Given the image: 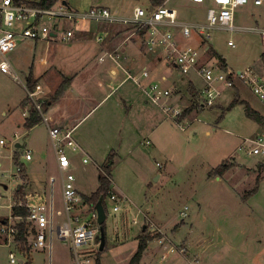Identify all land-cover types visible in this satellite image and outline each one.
<instances>
[{"label": "rangeland", "instance_id": "1", "mask_svg": "<svg viewBox=\"0 0 264 264\" xmlns=\"http://www.w3.org/2000/svg\"><path fill=\"white\" fill-rule=\"evenodd\" d=\"M68 3L73 10L84 11L91 6H100L118 14L131 13L136 6H150V0H68ZM171 6L178 10L181 22H206L205 5L174 2ZM247 8L248 11H236V26H263L264 5ZM85 37L93 43L92 37L87 35H83L81 40ZM199 39L196 33L190 38L179 37L186 47L195 46ZM142 40L136 38L130 41V45L142 50L147 59L132 74L139 79L140 86L131 81L114 92L89 114L82 127L91 130L96 120L101 119L103 126L100 134L104 132L107 141H115V144L103 145H113L115 149L109 154L113 161V185L119 192L113 190L119 195L120 200L116 202L119 210L114 211L113 204L107 203L106 243L104 249L100 250L99 240L97 262L94 264H130L144 228L150 241L142 264H195V260L201 264L200 254L204 256L202 264H264V170L260 168L264 159L248 155L251 144L248 147L245 143L264 132V126L247 116L246 107L264 115V103L250 88L239 82L244 103H241L243 100L237 95L235 86L224 90L214 107H201V93L207 85L203 77L194 71L179 76L176 69L167 66L164 61L155 71L150 62L152 55L143 49ZM229 41H233L236 47H231ZM57 42L55 39L24 40L8 55L21 79L25 81L31 74L36 85L40 84L46 90L43 97L49 101H55L63 83H69V79L67 81L65 78L60 85L55 86V65L73 53L77 55L81 50L78 46ZM207 47L225 61L227 71L238 72L248 67L259 71V67L264 64V42L256 32L211 31V37L201 45L200 51L204 63L213 67L217 74L220 69L215 66L221 64L220 60L212 50L204 52ZM62 56L65 59H61ZM43 58L47 61V69L42 70L43 74L36 78L31 72L36 68L35 65L42 66ZM145 67L150 74L148 78L142 76ZM162 75L168 78L163 86L173 92L167 104L175 105L177 101L181 108L179 123L174 120L173 113L166 114L159 104L147 96L146 89ZM110 80H102L104 88H98L96 81L89 84L88 92L94 97L87 102L86 112L96 107L93 101L95 97L96 101H100L105 92H110ZM192 89L197 97L192 96ZM219 89H223V85ZM134 93L138 99L129 97ZM26 98L22 84L0 72V140L12 139L15 132L20 135V145L30 149L34 155L33 161L20 160L27 166L30 178H35V186L30 184L27 190L30 193L45 191L49 194L50 185L43 184V179L59 176L56 157L45 122L41 121L33 130L31 138H28L29 131L22 122V103ZM234 101H237V105L228 110ZM29 106L27 104L26 107ZM49 107L46 103L43 106L47 119L50 116ZM17 152L23 155V149ZM69 155L72 157L71 171L77 179L76 186L83 195H92L99 187L102 170H99L98 165L102 166L104 158H83L86 156L71 150ZM84 159L89 162L83 163ZM2 162L6 170L4 172L0 168V197L3 205L0 218H5L12 214L7 206L11 197H23L25 192H16L20 184L14 175L17 173L16 168L10 171L7 168L10 167L9 161ZM223 164H226V169L223 170V182L220 183L215 177ZM22 177L25 179L26 175ZM256 186V193L250 195ZM60 193L58 181V209L62 208ZM182 211L187 213L186 218L181 217ZM12 220L18 222L15 218ZM63 220L64 217L57 218L58 222ZM32 230L29 236L35 235L36 231L34 228ZM90 244L93 245L94 241ZM11 250L18 261L15 264H70L72 261L68 247L56 234L52 249L29 247L27 254H22L17 242L9 246L8 239L0 236V264H11Z\"/></svg>", "mask_w": 264, "mask_h": 264}, {"label": "built area", "instance_id": "2", "mask_svg": "<svg viewBox=\"0 0 264 264\" xmlns=\"http://www.w3.org/2000/svg\"><path fill=\"white\" fill-rule=\"evenodd\" d=\"M29 2L32 1L0 0V72L22 84L27 98L40 114L41 121L48 125L59 176L51 177L49 196L41 193H27L19 200L11 197L7 206L11 212L15 206H24L29 210L30 214L27 217L30 228L28 231L29 247L52 249L54 234H56L71 253L70 264H94L97 262L95 259L98 254L100 225L95 207L91 206L79 193L76 186L77 179L71 171L72 157L69 155V150L72 152L79 150V145L73 138V130L49 126L43 111L44 88L38 84L34 89H30L27 77L25 81L21 79L8 55L18 48L19 42L24 40L51 41L55 39L56 42L70 44L79 37L87 35L92 37V41L100 50L98 62L104 64L108 61H117L120 48L130 41L140 38L143 39V47L146 51L167 65L173 66L179 76L194 71L203 77L207 85L201 93V107H214L224 90L234 88L239 82L250 88L252 93L264 103V72L256 71L251 67L238 72L227 71L219 65L217 68L220 71L215 74L213 67L202 62L200 48L181 47L173 32V28L180 27L184 37L190 38L193 33H196L206 41L211 37V31L214 29L242 30L243 32L258 33L264 42V26L239 27L235 24L237 10L247 6L262 7L264 0H163L158 7L136 6L128 14H118L107 7L100 6H91L84 11L73 10L69 5L63 3L53 8L43 9L29 6ZM174 2L205 5L206 22L180 23L178 10L171 6ZM228 44L233 48L236 47L233 41H229ZM142 76L148 78L150 74L144 70ZM131 81L140 86L139 79L131 73H127L119 85L111 86V93L116 92L124 83ZM164 81H166V77L149 85L146 89L147 96L159 104L166 114L173 113L174 120L179 123L182 111L174 104H167V100L172 98L173 92L163 86ZM220 85H223L221 90L219 89ZM99 86L102 87L103 83H99ZM19 139L20 135L15 132L12 139L0 140V168L5 172V165L2 161H9L10 167L7 168L10 171H13L14 167L16 168L17 173L14 175L19 180V185L24 186L27 181L20 173L19 164H23L20 160L30 162L33 161L34 156L30 149L18 147ZM245 143L248 147L251 144L248 155L264 159V133L258 134L254 140H247ZM22 149L23 155L21 154L17 159L16 153ZM88 162V159H84V163ZM2 176L4 175L2 174ZM56 181H59L61 186V209H57L55 201ZM1 200L0 197V209L3 207ZM119 200V195L111 190L106 198V205L112 203L113 210L118 211L119 206L116 202ZM58 217H64L63 222H58ZM181 217L186 218L187 213L182 211ZM13 218L11 214L7 218V223L0 224V236L8 239L9 246L16 242V237L19 234L17 224L22 220L16 217L15 219L18 220L16 223L13 222ZM33 228L36 231L35 235L29 236L32 234ZM47 240L48 244H46ZM91 241H94L93 245L90 244ZM9 262L11 264L18 262L12 250L9 253ZM198 263L199 261L195 260V264Z\"/></svg>", "mask_w": 264, "mask_h": 264}, {"label": "crops", "instance_id": "3", "mask_svg": "<svg viewBox=\"0 0 264 264\" xmlns=\"http://www.w3.org/2000/svg\"><path fill=\"white\" fill-rule=\"evenodd\" d=\"M38 2H40V1H38ZM250 7H252V6H250ZM248 9L249 8L245 7L243 9L241 8L240 10L248 11ZM178 17H179V12H178ZM235 18H236V16H235ZM179 22L184 23V22H181L180 20H179ZM259 26H261V25H259ZM173 32L175 34V38L177 39L179 45L181 47H186L179 40L180 35L183 36L182 29L180 27H176V28H173ZM81 38L82 37H79L78 39H76L72 43L68 44V45H75L76 47L78 46L81 49L80 51H78V54L75 55V53H73V55L68 56L67 59H65L62 56L61 59H65V60H61L58 62L59 63L58 65H55V86L60 85L61 82L65 78L67 80L69 79V85H68L66 91L59 97L55 96V101L44 100V97H43V100L45 103H48L47 105L50 106L48 109V110H50V116L48 118L49 126L50 127H57V128H61V129L73 130V138H74L76 144L79 145L78 152L83 154L84 156H86L83 158H87L88 156L89 157L90 156H95V157L101 156L104 158L102 163H101L103 165L106 162V160L108 159V157L110 155L109 153L112 152L113 150H115V149H113V145H110V146L109 145L104 146V145L115 144L114 143L115 141H107L104 138L105 137L104 132H102V135L100 134L101 133L100 130L103 126V120L101 121V119L96 120L94 128L91 130L82 129V127L85 123V120L89 116V114L93 110H95L98 106L103 104V102L107 101L108 98H110L112 96L113 93H111V86L113 84L115 86L119 85V83H121L124 80L127 73L133 74V72L138 70L139 64L142 63L143 61L147 60V59L143 56V54L141 52L142 50L139 51V49H137V47L131 46L130 45L131 43L129 42V43H126L125 45H123L120 48V50L118 51L119 57H118L117 61H115V62L108 61L104 64H101L98 62V56H99V52H100L99 48L94 44V42L92 43L91 41H88L89 39H87L86 37H85L86 39H82V40H81ZM184 38H186V37H184ZM85 41H87L89 43L84 44ZM205 43H206V41L199 39V43L194 44L195 45L194 47L200 48L201 45H204ZM81 45L85 46V47L83 48V47H81ZM61 48L63 49L62 46H61ZM61 48H59V49H61ZM209 50H210V48L207 47L204 52H208ZM201 56H202V62L204 63L202 52H201ZM150 62H152V64L154 65L153 66L154 70L157 71V70H159L160 62H163V61L157 59L156 57H154L152 55ZM41 63H42V66L39 64L35 65L36 68H34L31 72V73H33V75L36 78H39L43 74L42 70L45 71L47 69L46 68L47 67L46 59L43 58ZM167 66H169V65H167ZM217 66H219V65H216L215 67H217ZM146 68L147 67H145V70H147ZM259 71L264 72V64L261 67H259ZM155 75H156V72L153 74V76H155ZM163 77H166V81L163 82V83H166L168 81V78L165 75H162L160 79H157V81L161 80ZM27 78H28V76H27ZM105 78H107L108 81L110 79H112V80H110V82H108V88L110 89V92H105V93L103 92L105 94V96H103V99H101L100 101H96L97 97H95L94 99H96V100H93V101L96 102V107H94L92 110H89L88 112H86L87 102L91 101V99L94 97L91 93L88 92L89 84L96 81L98 88H104L105 83L102 80ZM99 83H103V86L100 87ZM128 83H130V82L124 83L121 87H119V89L117 91L122 89ZM236 86H237L236 87V91H237L236 93H237V95L240 96L241 100H243V101H241V103L242 102L244 103L245 100L242 98L241 90H240L242 88V86H239V84ZM45 92H46V90H45ZM126 95H128V94L126 93ZM182 96H184V95H182ZM129 97L130 98L134 97V99H138L135 93ZM176 100H177V98H176ZM45 103L43 105H45ZM174 106L181 110L180 106L177 104V101L175 102ZM130 108H132V106ZM30 109H31L30 106H29V108L28 107L23 108L24 119L22 122L25 123L26 119L29 117ZM147 109H149V108H147ZM36 126L30 130L27 129L29 131L28 138H31L32 132L36 128ZM47 128H48V125H47ZM29 141H30L29 143L33 144V141H31V140H29ZM29 143H27V144H29ZM52 149H53V147H52ZM55 157H56V155H55ZM33 160H34V158H33ZM83 163H84V160H83ZM56 166H57V160H56ZM98 168H99V170L100 169L102 170V166L98 165ZM57 170H58V166H57ZM25 175H26L25 179L27 181V184L23 186V191L25 192V194H27V193H30L27 190V188H28V186H30V184L34 185L35 178L34 177H33V179L30 178L29 173L27 172V166L26 165H25ZM221 176L220 175L216 176L215 180L222 183L223 179ZM51 177H53V176H49V178L43 179L44 180L43 184H49L50 190H51V184H50ZM54 177L57 178V176H54ZM160 177L161 176H159V178ZM242 179H244V178H242ZM111 180H112L111 190H116L118 192V188L114 187V185H113L112 175H111ZM57 183H58V181H56V185H55V201L57 198V195H56ZM77 189L83 197H89V196L83 195L80 192V189L78 188V186H77ZM233 189L236 190V188H233ZM35 193L45 194L46 196H49V194H50V192H49V194H47L45 191H41V192L36 191L32 194H35ZM60 196H61V193H60ZM243 201H245V200L243 199ZM56 206H57V201H56ZM235 206L237 209H239V206L237 203L235 204ZM246 209H248V208H246ZM7 218H8V216L5 217L4 219H7ZM145 257L146 256H144V259H145ZM200 257H201V264H202L203 263V257H204L203 254H200ZM141 264H142V262H141Z\"/></svg>", "mask_w": 264, "mask_h": 264}, {"label": "trees", "instance_id": "4", "mask_svg": "<svg viewBox=\"0 0 264 264\" xmlns=\"http://www.w3.org/2000/svg\"><path fill=\"white\" fill-rule=\"evenodd\" d=\"M64 2L68 3V0H40V2H29L28 5L32 7H37V8H43V9H49L53 8L59 4H62ZM163 0H150V6L152 8L158 7L161 5ZM210 50H212L210 48ZM212 52L217 56L216 52L212 50ZM217 58L220 60V65L223 69L226 68V63L225 61L218 57ZM68 81V80H67ZM66 83V82H65ZM63 83V85L60 87L58 91L57 97L61 96L67 89L69 83L66 85ZM27 84L30 89H34L36 86V81L33 80L31 74L27 78ZM191 94L193 97H197V94L195 90H191ZM27 104H30V115L26 119L24 123V127L28 130L32 129L36 125H38L41 122V116L40 114L35 110L33 104L31 101L26 98V100L22 103L23 108L27 106ZM48 104V103H46ZM235 105H237V101H234L228 108V110H231ZM246 114L249 118L257 122L259 125L264 126V115L259 114L258 112L254 111L251 109L249 106L246 107ZM223 117V116H222ZM221 117V118H222ZM18 153V152H17ZM16 153V154H17ZM20 156V154L18 153ZM17 161V160H16ZM21 170L20 173L21 175L25 176V165L24 164H19ZM113 166V161H112V156L110 155L108 157V161L102 165V172L99 175V187L98 189L89 197H84L86 201L93 207L96 206L97 202L102 198L105 206V210L107 211V205H106V198L109 195L111 191V185H112V180H111V167ZM226 164H223L219 172L217 173L218 175L223 174V170L226 168ZM260 168L264 170V164H260ZM258 187L256 186L251 192L249 193L250 195H254L257 191ZM23 191V186H21L20 189L17 188V193H22ZM248 198V197H247ZM20 197H16V200H19ZM30 212L29 210L24 207V206H15L12 209V216L14 218L19 217L22 220L17 224V227L19 229V234L16 237V242L18 244L19 250L22 252V254H27L29 253V244H28V231L30 230L28 222H27V217L29 216ZM7 223L8 220L4 218H0V224L2 223ZM104 230L106 229V223L103 225ZM147 231L143 229L142 235L139 238L138 242V248L135 253V255L132 257L130 264H141L143 255L145 251L147 250L148 243L150 241L149 237L146 236ZM26 264H30V262H27Z\"/></svg>", "mask_w": 264, "mask_h": 264}, {"label": "water", "instance_id": "5", "mask_svg": "<svg viewBox=\"0 0 264 264\" xmlns=\"http://www.w3.org/2000/svg\"><path fill=\"white\" fill-rule=\"evenodd\" d=\"M63 4L67 5V2H64ZM18 147L21 148L22 146L18 145ZM20 188H21V185L18 186V189H20ZM95 210H96L97 215H98V224L100 225V241H101L100 250H103L105 247V243H106V233H105V230L103 228V225L107 221V213H106L104 202H103L102 198L97 202V204L95 206Z\"/></svg>", "mask_w": 264, "mask_h": 264}]
</instances>
